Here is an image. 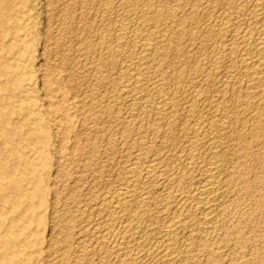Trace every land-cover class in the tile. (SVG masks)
Instances as JSON below:
<instances>
[{"label":"rangeland","instance_id":"rangeland-1","mask_svg":"<svg viewBox=\"0 0 264 264\" xmlns=\"http://www.w3.org/2000/svg\"><path fill=\"white\" fill-rule=\"evenodd\" d=\"M135 1L8 0L7 3L11 6L10 14L16 18V21L15 23H6L4 25L6 33L0 35V65L4 66L7 71V74L0 71V172L6 171L9 177L3 178L0 174V184L4 185L7 181L13 182L16 183L15 185L19 187V190L13 191L4 185L0 191V196L7 194L12 197L10 202L0 203V214L3 216L4 223L16 236L14 240H8L0 228V264H79V262L80 264H122L114 255L107 254L105 247L99 242V237L103 233L106 221L114 214L116 217V229H121L123 228L121 226L129 222V218H140V224L137 223L136 227L139 228L140 226L141 234L144 232L143 235L145 233L146 236L148 235V242H155L158 239L157 237H159L156 232L163 225L162 217L158 211L168 199L171 200L178 194H186V191L190 189L189 185L192 188L194 184L196 186L195 180L199 179L198 177H200L204 169L202 164L206 165L209 161L208 156H210L209 152H207L209 151L208 143L205 142L206 144H203L207 148L203 147L201 140L205 141L206 138L210 137L209 125L213 124L212 126H214L220 123V126L226 124L224 125L226 130L220 131V135L217 138V140L219 138L222 139H219L220 142L223 141L221 144L218 141V144H220L221 149L223 148L224 155L221 156L220 163L223 166L225 165L222 174V180L225 182H223L221 191H219L220 201L223 199L222 203L219 201L221 203L218 211L220 214L218 213L217 222L214 225L215 229L212 226L213 229L210 227L211 229L209 228L207 231L205 229V231L202 230V240L207 242L206 244L200 239L199 244L201 243L202 246L201 244L198 246L202 251L195 247V250L193 249L194 252L192 251L193 254L191 253L192 256L190 255L189 259L181 263L178 262V264H264V79H262V76L264 78V73L261 76L259 75L262 80L254 81L252 82L254 86L252 84L249 86L250 83L247 82L249 81L247 78H251L245 76V73L239 69L238 61L242 52L237 50L231 54L222 47H226L230 39H236V37L232 38L231 35L228 38L227 35L231 31H227L223 37L218 32L219 28L223 26L221 23L225 21L231 22L232 20L235 26L238 23L237 27H240L242 26L240 22L243 24L247 19V21H250L248 17H252L250 22L246 21L251 24L254 20V14L257 13L254 5L262 1V5H260L263 6L264 2L263 0H242V2L241 0H217V2L216 0H146L147 4L150 2L151 9H149V12L144 8L145 0L144 2H142L143 0ZM134 3L135 5H133ZM253 3L254 5H252ZM84 5L88 6L85 7ZM197 5L199 6L198 10ZM231 5L233 6L230 7ZM226 6L231 8L229 10L226 9L227 11L225 10L227 15L223 12V9L227 8ZM252 7L255 11H252ZM170 8L174 11L173 17H171L172 11L169 10ZM209 8H212V11ZM153 9L157 15L156 19L152 21L150 17L153 14L151 12ZM195 11H197L195 14L200 17L192 14ZM167 15H170V17L168 18ZM188 15H190V18H188ZM228 15L233 18H229ZM143 16L145 17L143 18ZM176 16L181 19L179 20ZM241 16H243V19ZM129 18L130 20H128ZM170 18H174L175 22L173 19V21L170 20ZM191 19L192 21H189ZM246 22L244 25H247ZM217 25L219 28H217ZM174 30L177 33L183 32V34L179 33V37V34L177 36L176 33H172ZM145 32L151 33L150 36L152 35L153 37L147 36ZM153 32L155 33L153 34ZM170 33L171 35L169 36ZM194 33L196 34L194 35ZM252 33V36L256 37V33L254 31ZM10 38L15 39L18 48H10ZM142 39L145 42L156 43L159 48L162 46L159 52H162V55L159 53L151 55L149 59L152 60H148L149 64L147 62L146 65H142L139 62L141 61L140 58H138L141 57L139 55L141 54L139 47L142 44ZM126 40L127 43H125ZM171 40L174 41L171 42ZM176 40L178 42H176L177 46L176 44L175 46L177 48L179 44L178 48L180 49H176L173 45ZM128 41L131 44H128ZM137 41L139 42L136 43ZM167 41L173 44L170 45ZM108 42H110V45H108ZM168 44L170 47L167 46ZM164 45L165 47L167 46L166 49ZM168 47L170 49H167ZM172 47L173 50H171ZM180 51L181 53H179ZM137 53L138 56L136 55ZM176 53H179V56ZM227 55L228 57H225ZM99 57L100 59H98ZM230 57L234 59L231 61ZM156 61H160L158 62L159 64H156ZM192 61L194 64H192ZM230 61L234 63L235 68H233V64ZM263 61L264 57L262 58ZM163 62L171 64V67L169 68V65ZM130 63L133 67H131ZM148 65L150 66L148 67ZM161 65L164 66L161 67ZM134 66H137L138 69L141 66V70L139 69L137 70L139 72L135 73L137 67L135 68ZM144 66L145 69L143 68ZM155 66L161 67V69ZM263 67L264 65H262ZM162 68L165 71H161ZM174 68L175 70L178 69L176 73L182 70L179 74L183 75V77L181 76L178 80H175ZM237 70L241 72L238 73ZM131 71H135L136 75L139 74L137 76L145 73L144 84H147V87L144 86L146 88H143L144 92L142 90V94H138L140 97L143 95L139 101L136 98H134L135 100L132 99L134 91L129 84L134 78L129 79V77H135L136 75ZM150 72L153 74L151 75ZM182 72L187 73L182 74ZM17 74L23 79L21 88L14 84ZM175 81L177 83L181 81V84H177ZM233 81L234 83H232ZM124 85H128L130 91ZM159 86L161 90L163 89L162 91L160 89V91H156ZM122 87L126 88V90ZM158 92H163L162 94L165 92L169 97L171 96V99H169L173 103L172 112H169L167 116H165L166 114L162 115L161 119L160 115L153 110L156 109V105L160 100L159 95L161 94ZM221 101L222 103H220ZM230 101L233 103L232 105ZM142 102H147V104ZM215 104L216 107L213 106ZM221 107L223 110L225 109L224 111H227L224 112ZM192 111L194 112L192 113ZM225 114L229 117L227 118ZM209 119L212 122L215 121V123L210 122ZM162 121L164 122L163 124ZM3 128H6L9 132L8 140L1 134V129ZM157 131L159 132L158 134ZM206 133L208 134L206 135ZM201 135L202 139H200ZM195 144L198 148L195 147ZM136 152L139 153L137 154ZM189 156L194 163L198 160L195 164L193 163L191 172L188 168V161L190 162L191 160ZM155 159H157V162ZM150 163L151 165H157V168H155L159 171L168 169L169 173L176 174L170 173L172 179L169 178L165 183H161L162 180L159 181L157 180L158 178L149 177L145 174L148 167H151ZM158 165L159 167L162 166L163 169H158ZM135 167L137 169L141 168V170L138 169L139 171L137 170L136 172ZM140 171H143V173ZM180 173L185 176L181 178L183 184L179 180V176L182 175ZM176 176L177 178H175ZM32 178L41 184V193L38 197L29 199L24 195H29L34 190V184L30 182ZM185 178L188 182L185 181ZM177 180L182 186L179 185V187L177 185ZM139 181L140 183H138ZM127 190L132 194H129V199H127L123 209L119 212L120 215L112 213L111 200L116 197L117 193ZM141 192H147L148 196L150 195L149 197L147 196L148 203L146 201L145 205L139 202L140 198L138 196ZM197 200L199 199L196 198L195 201L197 202ZM222 204L225 205L221 207ZM200 210V208L192 210L191 212L193 213L189 214L191 215L189 220L192 219L194 223L197 222L202 214V210ZM66 219L67 221H65ZM157 219L159 223L155 221ZM160 223L161 225H158ZM178 239V242H175V246L176 248L178 246V249L181 250L179 253L183 254L185 241L183 237L181 238V235Z\"/></svg>","mask_w":264,"mask_h":264},{"label":"bare ground","instance_id":"bare-ground-1","mask_svg":"<svg viewBox=\"0 0 264 264\" xmlns=\"http://www.w3.org/2000/svg\"><path fill=\"white\" fill-rule=\"evenodd\" d=\"M60 1V0H59ZM110 1V0H109ZM131 1V0H130ZM132 1H134V0H132ZM137 1V0H136ZM135 1V2H136ZM142 1V0H141ZM146 1V0H145ZM150 1V0H149ZM148 1V2H149ZM162 1H164V0H162ZM169 1V0H168ZM172 1V0H171ZM177 1V0H176ZM223 1V0H222ZM232 1V0H231ZM234 1V0H233ZM240 1V0H239ZM8 2V0H0V35L1 34H3V33H6V30H5V27H4V25L6 24V23H8V22H11V23H15V21H16V18L13 16V15H11L10 14V10H11V6L9 5V3H7ZM66 2V1H65ZM71 2V1H70ZM84 2V1H83ZM114 2V1H113ZM142 2H144V0L142 1ZM141 2V3H142ZM157 2V1H156ZM159 2V1H158ZM175 2V1H174ZM196 2V1H195ZM212 2V1H211ZM216 2H217V0H216ZM227 2V1H226ZM241 2H242V0H241ZM240 2V3H241ZM243 2H245V1H243ZM259 2V1H258ZM262 2V1H261ZM261 2H259V4L257 3V4H255L254 5V3L252 4V5H254L255 6V8H256V14H254V20L252 21V23L250 24V23H247V22H250L251 21V18L252 17H248L249 19H250V21H245L246 22V24L247 25H244V23L242 24V22H240L241 23V25L242 26H240V27H237L238 26V23L236 24L237 26H235L233 23H232V18L233 17H230L229 15V18H231V19H229V20H231V22H223V23H221L220 22V20H219V22L223 25L221 28H219V26L217 27V26H215V27H217V28H219V30H218V32H220V34H222V37H223V35H225V33L227 32V31H231V33L229 34V35H227L228 36V38H230L229 36H231L232 35V38L234 37H236V39H230V41H229V39H227L228 41H229V43H227L226 44V47L225 46H222L223 47V49L224 50H227L229 53H231V54H233V53H235L237 50H240L241 52H242V55L239 57L240 59H239V61H238V63H239V69L241 70V71H243L244 73H245V76H248V77H250L251 79H248L247 78V80H249V81H247V82H249V83H247V84H249V86L252 84V82H254V81H258V80H262V79H264L263 78V76H262V79H261V74L262 73H264V71L262 72V70L264 69V67L262 68V65H264V64H262L263 62H262V58L264 57V8H262L263 6H261L262 4H261ZM263 2H264V0H263ZM139 3V2H138ZM146 4L144 5L145 7L144 8H146V10H148L149 11V9H151L150 8V2L147 4V1L145 2ZM168 3V2H167ZM198 3V2H197ZM210 3V2H209ZM222 3V2H221ZM229 3V2H228ZM237 3V2H236ZM250 3V2H249ZM66 4V3H65ZM108 4H110V3H108ZM154 4H155V2H154ZM200 4V3H199ZM206 4H207V2H206ZM214 4V3H213ZM216 4V3H215ZM220 4V3H219ZM225 4H227V3H225ZM243 4V3H242ZM261 4V5H260ZM264 4V3H263ZM80 5V4H79ZM83 5V4H82ZM133 5H135V3L133 4ZM139 5V4H138ZM194 5H195V3H194ZM201 5V4H200ZM212 5V4H211ZM218 5V4H217ZM216 5V6H217ZM230 5V4H229ZM229 5H227V6H229ZM235 5V4H234ZM85 6V5H84ZM83 6V7H84ZM88 6V5H87ZM87 6H85V7H87ZM92 6V5H91ZM109 6V5H108ZM140 6V5H139ZM174 6V5H173ZM173 6H171V8H173V10H175L174 9V7ZM182 6V5H181ZM180 6V7H181ZM187 6V5H186ZM192 6V5H191ZM196 6V5H195ZM194 6V7H195ZM198 6V5H197ZM204 6V5H203ZM221 6H223V5H221ZM226 6V7H227ZM233 5H231L230 7H232ZM253 6V7H254ZM69 7V6H68ZM84 7V8H85ZM102 7V6H101ZM193 7V6H192ZM213 7H214V5H213ZM218 7H220V6H218ZM224 7V6H223ZM252 7V11H255V9ZM82 8V7H81ZM135 8V7H134ZM155 8H156V6H155ZM171 8L169 9V10H171ZM177 8V7H176ZM184 8V7H183ZM198 8H199V6L197 7V10H198ZM203 8V7H202ZM235 8V7H234ZM234 8H232V9H234ZM249 8V7H248ZM75 9V8H74ZM83 9V8H82ZM104 9V8H103ZM139 9V8H138ZM157 9H159V8H157ZM164 9V8H163ZM181 9V8H180ZM206 9V8H205ZM210 9V8H209ZM214 9V8H213ZM229 10V9H231V8H225V9H223L224 11V13L226 14V12H225V10ZM243 9V8H242ZM254 9V10H253ZM68 10V9H67ZM120 10V9H119ZM168 10V11H169ZM182 10V9H181ZM188 10V9H187ZM194 10H196V9H194ZM203 10V9H202ZM226 10V11H227ZM238 10V9H237ZM137 11V10H136ZM143 11V10H142ZM160 11V10H159ZM172 11V10H171ZM191 11V10H190ZM204 11V10H203ZM210 11H212V8L210 9ZM221 11V10H220ZM220 11H218L219 13H220ZM240 11H241V9H240ZM239 11V12H240ZM251 11V12H252ZM69 12V11H68ZM101 12V11H100ZM129 12V11H128ZM150 12V11H149ZM153 14H152V16L149 18L150 20H152L153 21V19H156V12L154 11V9H153V11H151ZM157 12H158V10H157ZM197 11H195L194 13H192L193 15L196 13ZM208 12V11H207ZM214 12V11H213ZM222 12V13H223ZM229 12V11H228ZM236 12V11H235ZM234 12V13H235ZM130 13H132L131 11H130ZM135 13V12H134ZM189 13V12H188ZM212 13V12H211ZM231 13V12H230ZM241 13V12H240ZM246 13H247V16H248V12L246 11ZM83 14V13H82ZM104 14H107V13H104ZM128 14V13H127ZM139 14V13H138ZM147 14V13H146ZM192 14H191V16H192ZM225 14H222V15H224V16H226ZM242 14V13H241ZM253 14V13H252ZM251 14V15H252ZM63 15V14H62ZM70 15H72V14H70ZM118 15V14H117ZM144 15V14H143ZM171 17H173V15H174V11H172L171 12ZM200 15V14H199ZM205 15H206V13H205ZM204 15V16H205ZM217 15V14H216ZM221 15V14H220ZM230 15H233V14H230ZM238 15V14H237ZM243 15H244V13H243ZM250 15V16H251ZM86 16V15H85ZM96 16V15H95ZM106 16V15H105ZM104 16V17H105ZM111 16V15H110ZM123 16V15H122ZM142 16V15H141ZM146 17H147V15H145ZM145 16H143V18L145 17ZM168 16V15H167ZM177 16H179V15H177ZM176 16V17H177ZM189 16V17H188ZM187 17L188 18H190V15H188ZM195 16H198V14H195ZM194 16V17H195ZM203 16V15H202ZM130 17V16H129ZM159 17V16H158ZM157 17V18H158ZM170 17V15L168 16V18ZM198 17H200V16H198ZM198 17H196V18H198ZM210 17V16H209ZM227 17V16H226ZM242 17V19H243V16H241ZM240 17V18H241ZM246 17V16H245ZM244 17V18H245ZM127 18V17H126ZM133 18V17H132ZM160 18V17H159ZM167 18V17H166ZM167 18V19H168ZM178 18V17H177ZM185 18H186V16H185ZM192 18V17H191ZM221 18V17H220ZM240 18H238V19H240ZM134 19V18H133ZM173 20H174V22H175V19L174 18H172ZM171 18H170V20H172ZM179 19V18H178ZM181 19V18H180ZM179 19V20H180ZM194 19V18H193ZM226 19V18H225ZM81 20V19H80ZM124 20H126V19H124ZM124 20H122V21H124ZM128 20H130V18L128 19ZM136 20V19H135ZM144 20V19H143ZM169 20V21H170ZM172 20V21H173ZM179 20H177V21H179ZM188 20V19H187ZM205 20V19H204ZM222 20H223V18H222ZM227 20V19H226ZM110 21V20H109ZM118 21V20H117ZM121 21V20H120ZM132 21V20H131ZM130 21V22H131ZM139 21V20H138ZM141 21V20H140ZM189 21H192V19L191 20H189ZM193 21H196V20H193ZM233 21H236V20H233ZM243 21V20H242ZM102 22V21H101ZM134 22V21H133ZM132 22V23H133ZM146 22V21H145ZM161 22H163V21H161ZM164 22H166V21H164ZM180 22V21H179ZM183 22V21H182ZM200 22V21H199ZM198 22V23H199ZM126 23V22H125ZM170 23V22H169ZM178 23V22H177ZM193 23V22H192ZM196 23V22H195ZM219 23V24H220ZM99 24V23H98ZM113 24V23H112ZM127 24V23H126ZM143 24V23H142ZM146 24H147V22H146ZM161 24V23H160ZM179 24V23H178ZM177 24V25H178ZM200 24V23H199ZM212 24V23H211ZM86 25V24H85ZM143 25H145V24H143ZM170 25V24H169ZM182 25V24H181ZM244 25V26H243ZM108 26H109V24H108ZM147 26V25H146ZM152 26H153V24H152ZM151 26V27H152ZM163 26V25H162ZM173 26V25H172ZM176 26V25H175ZM203 26V25H202ZM211 26V25H210ZM90 27V26H89ZM114 27V26H113ZM155 27V26H154ZM182 27V26H181ZM209 27V26H208ZM127 28V27H126ZM125 28V29H126ZM134 28V27H133ZM142 28V27H141ZM162 28H164V27H162ZM168 28V27H167ZM191 28H193V27H191ZM194 28L196 29V27L194 26ZM210 28V27H209ZM106 29V28H105ZM129 29V28H128ZM147 29V28H146ZM172 29V28H171ZM198 29V28H197ZM207 29V28H206ZM215 29V28H214ZM213 29V30H214ZM131 30V29H130ZM138 30V29H137ZM156 30V29H155ZM155 30H153V31H155ZM167 30V29H166ZM177 30V29H176ZM202 30V29H201ZM73 31V30H72ZM108 31V30H107ZM149 31H151V30H149ZM159 31H160V28H159ZM178 31V30H177ZM177 31L175 32V30H174V32H172V33H176V35L177 34H179V33H181V32H179V33H177ZM180 31V30H179ZM188 31V30H187ZM197 31V30H196ZM206 31V30H205ZM217 31V30H216ZM215 31V32H216ZM255 32L256 33V37H253L252 36V32ZM69 32V31H68ZM135 32H136V30H135ZM147 32H148V30H147ZM152 32V31H151ZM165 32V31H164ZM190 32V31H189ZM192 32V31H191ZM199 32V31H198ZM74 33V32H73ZM112 33V32H111ZM137 33H138V31H137ZM140 33V32H139ZM149 33V32H148ZM148 33H146L145 32V34H147V36L149 35V37H153L152 35L150 36V34H148ZM155 32H153V34H154ZM162 33V32H161ZM167 33V32H166ZM211 33V32H210ZM209 33V34H210ZM12 34V33H11ZM116 34V33H115ZM129 34V33H128ZM136 34V33H135ZM144 34V35H145ZM159 34V33H158ZM181 34H183V32L181 33ZM187 34V33H186ZM196 33H194V35H195ZM212 34V33H211ZM210 34V36H212ZM218 35H219V33H217ZM89 35V34H88ZM104 35V34H103ZM117 35V34H116ZM122 35V34H121ZM133 35V34H132ZM163 35V34H162ZM171 35V33L169 34V36ZM161 36V35H160ZM168 36V37H169ZM173 36V35H172ZM171 36V37H172ZM178 36V35H177ZM186 36V35H185ZM192 36V35H191ZM199 36V35H198ZM205 36V35H204ZM227 36H226V38H227ZM255 36V35H254ZM86 37V36H85ZM126 37H127V35H126ZM132 38H133V36H131ZM144 37V36H143ZM162 37V36H161ZM179 37H180V34H179ZM181 37H182V35H181ZM196 37V36H195ZM194 37V38H195ZM202 37V36H201ZM207 37V36H206ZM219 37H221L220 35H219ZM115 38H117V37H115ZM114 38V39H115ZM137 39H138V37H136ZM148 38V37H147ZM156 38V37H155ZM200 38V37H199ZM101 39H102V37H101ZM119 39H121V38H119ZM118 39V40H119ZM145 39H146V35H145ZM161 39V38H160ZM172 39H174L173 37H172ZM176 39V38H175ZM181 39V38H180ZM217 39V38H216ZM10 40V48L11 49H16V48H18L17 47V42L15 41V39H9ZM87 40V39H86ZM104 40V39H103ZM106 40V39H105ZM108 40V39H107ZM124 40V39H123ZM122 40V41H123ZM144 39H142V44H141V46L139 47L140 48V50H141V54H139V55H141V57H138V58H140V60L141 61H139V62H141V64L143 65H146V63L148 62V60H150L149 58H150V56L151 55H154V54H157V53H159L161 50L160 49H162V46H160V48H159V46H157L156 45V43H154V44H152V43H149V41H146L145 42V40L143 41ZM205 40V39H204ZM224 40V39H223ZM53 41V40H52ZM100 41V40H99ZM110 41H111V39H110ZM114 41V40H113ZM135 41H136V39H135ZM134 41V42H135ZM158 41H160V40H158ZM164 41V40H163ZM172 41H174V40H171V42ZM178 41H179V39H178ZM177 40L175 41V43L173 44V43H169V41H167L170 45H174L175 46V44H176V42H178ZM217 41V40H216ZM219 41V40H218ZM9 42V41H8ZM7 42V43H8ZM86 42V41H85ZM101 42V41H100ZM104 42V41H103ZM119 42V41H118ZM133 42V43H134ZM139 41H137L136 43H138ZM152 42V41H151ZM166 42V43H167ZM190 42V41H189ZM193 42V41H192ZM201 42V41H200ZM214 42V41H213ZM221 42V41H220ZM219 42V43H220ZM109 44L108 45H110V42H108ZM113 43V42H112ZM111 43V44H112ZM124 43V42H123ZM125 43H127V40L125 41ZM131 44V42H129L128 41V44ZM191 43V42H190ZM204 43V42H203ZM223 43H226V42H223ZM97 44V43H96ZM159 44V43H158ZM169 44L167 45V46H169ZM188 44V43H187ZM192 44V43H191ZM199 44V43H198ZM202 44V43H201ZM209 44V43H208ZM64 45V44H63ZM93 45V44H92ZM99 45V44H98ZM125 45V44H124ZM133 45V44H132ZM166 45V44H165ZM165 45H164V47H165ZM203 45V44H202ZM214 45H215V43H214ZM217 45V44H216ZM126 46V45H125ZM166 46V47H167ZM176 46H177V44H176ZM176 46H175V48H176ZM186 46V45H185ZM101 47H102V44H101ZM135 47H136V45H135ZM166 47H165V49H166ZM170 47V46H169ZM167 48V49H170V48ZM178 47H179V44H178ZM177 47V48H178ZM195 47V46H194ZM212 47V46H211ZM219 47V46H218ZM113 48V47H112ZM116 48V47H115ZM126 48V47H125ZM134 48V47H133ZM174 48V49H175ZM176 48V49H177ZM188 48H190V47H188ZM206 48V47H205ZM210 48V47H209ZM213 48H214V46H213ZM220 48V47H219ZM226 48V49H225ZM110 49V48H109ZM118 49V48H117ZM136 49V48H135ZM138 49V48H137ZM164 49V48H163ZM164 49V50H165ZM178 49H180V48H178ZM196 49V48H195ZM199 49V48H198ZM201 49H203V48H201ZM222 49V48H221ZM220 49V50H221ZM222 49V50H223ZM128 50V49H127ZM134 50V49H133ZM171 50H173V47H172V49ZM193 50V49H192ZM192 50H189V51H192ZM213 50V49H212ZM126 51V50H125ZM179 51V50H178ZM185 51H187V50H185ZM188 51V52H189ZM208 51V50H207ZM138 52H140V51H138ZM176 52V51H175ZM175 52H174V54H175ZM204 52V51H203ZM212 52V51H211ZM224 52V51H223ZM136 53V52H135ZM162 53V52H161ZM161 53H159V54H161ZM166 53V52H165ZM170 53V52H169ZM179 53H181V51L179 52ZM179 53H176L177 55L179 54ZM189 53H191V52H189ZM194 53V52H193ZM202 53V52H201ZM213 53H214V51H213ZM213 53H211V54H213ZM225 53V52H224ZM240 53V52H239ZM113 54V53H112ZM130 54H131V52H130ZM164 54V53H163ZM186 54V53H185ZM192 54V53H191ZM210 54V53H209ZM219 54V53H218ZM228 54V53H227ZM100 55H102V54H100ZM129 55V54H128ZM137 56H138V53L136 54ZM162 55V54H161ZM176 55V56H177ZM189 55V54H188ZM106 56V55H105ZM125 56V55H124ZM179 56V55H178ZM181 56V55H180ZM190 56V55H189ZM196 56V55H195ZM203 56V55H202ZM233 56V55H232ZM231 56V57H232ZM235 56V55H234ZM132 57V56H131ZM135 57V56H134ZM158 57V56H157ZM156 57V58H157ZM163 57H164V55H163ZM162 57V58H163ZM174 57V56H173ZM224 57V56H223ZM222 57V58H223ZM225 57H228V55L227 56H225ZM231 57H230V59H231ZM237 57V56H236ZM105 58V57H104ZM110 58V57H109ZM165 58V57H164ZM176 58V57H175ZM174 58V59H175ZM185 58H186V56H185ZM199 58H200V56H199ZM199 58H198V60H199ZM98 59H100V57L98 58ZM121 59V58H120ZM123 59H124V57H123ZM131 59V58H130ZM132 59H133V57H132ZM136 59H137V57H136ZM161 59V58H160ZM173 59V60H174ZM183 59V58H182ZM195 59V58H194ZM201 59V58H200ZM215 59V58H214ZM229 59V60H230ZM234 59V58H233ZM233 59H231V61L233 60ZM237 59V58H236ZM125 60V59H124ZM152 60V59H151ZM150 60V61H151ZM166 60V59H165ZM176 60V59H175ZM220 60V59H219ZM227 60V59H226ZM89 61H90V59H89ZM101 61V60H100ZM105 61H106V59H105ZM133 61V60H132ZM161 61V60H160ZM160 61H158V62H160ZM162 61H164L163 59H162ZM161 61V62H162ZM168 61V60H167ZM203 61V60H202ZM223 61V60H222ZM230 61V62H231ZM234 61H236V60H234ZM233 61V62H234ZM104 62V61H103ZM113 62V61H112ZM154 62V61H153ZM152 62V63H153ZM157 61L155 62L156 64H159ZM184 62V61H183ZM196 62V61H195ZM204 62V61H203ZM213 62H214V60H213ZM87 63H88V61H87ZM92 63V62H91ZM111 63V62H110ZM137 63V62H136ZM164 63V62H163ZM162 63V64H163ZM197 63V62H196ZM207 63H209V62H207ZM232 63V62H231ZM237 63V62H236ZM237 63V64H238ZM129 64V63H128ZM140 64V63H139ZM148 64H149V62H148ZM155 64V65H156ZM161 64V63H160ZM164 64H167V63H164ZM176 64V63H175ZM178 64V63H177ZM185 64V63H184ZM192 64H194L193 63V61H192ZM202 64V63H201ZM233 64V68H235L234 66V63H232ZM236 64V65H237ZM101 65V64H100ZM102 65H104V64H102ZM130 65H131V63H130ZM138 65V64H137ZM141 65V66H142ZM167 65H169V68L171 67L170 65L171 64H167ZM179 65V64H178ZM177 65V66H178ZM189 65V64H188ZM197 65V64H196ZM215 65V64H214ZM121 66V65H120ZM123 66V65H122ZM141 66H139V69L141 70ZM150 65H148V67H149ZM160 66V65H159ZM162 66H164V65H161V67ZM174 66V65H173ZM172 66V67H173ZM200 66V65H199ZM199 66H198V69H199ZM210 66V65H209ZM219 66V65H218ZM104 67H105V65H104ZM111 67V66H110ZM127 67H129V66H127ZM131 67H133L132 65H131ZM135 67V66H134ZM137 67V66H136ZM135 67V68H136ZM147 67V68H148ZM156 67V66H155ZM161 67H156V68H158V69H161ZM175 67V66H174ZM182 67V66H181ZM98 68V67H97ZM144 69H145V66L143 67ZM142 68V69H143ZM166 68H167V66H166ZM169 68H167V69H169ZM184 68V67H183ZM188 68V67H187ZM213 68V67H212ZM227 68V67H226ZM232 68V69H233ZM128 69V68H127ZM138 69V67H137V69L135 70V71H131V72H135V73H137V72H139V71H137V70H139ZM158 69H156V70H158ZM201 69H203V68H201ZM207 69V68H206ZM210 69V68H209ZM236 69H237V67H236ZM238 69V70H239ZM262 69V70H261ZM106 70V69H105ZM113 70V69H112ZM155 70V69H154ZM173 70V69H172ZM174 70H175V68H174ZM178 70V69H177ZM177 70H175V71H173V72H175L176 73V71ZM237 70V71H238ZM0 71L2 72V73H4V74H7L6 72V70H5V67L4 66H2V65H0ZM150 71V70H149ZM159 71V70H158ZM161 71H165V70H163V68H162V70ZM161 71H160V74H161ZM182 71V70H181ZM181 71H179V73H181ZM210 71V70H209ZM213 71V70H212ZM228 71V70H227ZM241 71H238V73L239 72H241ZM107 72V71H106ZM144 72V71H143ZM169 72H170V70H169ZM193 72V71H192ZM202 72V71H201ZM206 72H208V71H206ZM127 73V72H126ZM126 73H124V74H126ZM130 73V72H129ZM132 73V74H133ZM134 73V74H135ZM141 73H142V71H141ZM140 73V74H141ZM149 73V72H148ZM159 73V72H158ZM157 73V74H158ZM167 73V72H166ZM173 73L174 74V76H175V80L177 79H179L181 76L183 77V75H181V74H179V73ZM185 73V72H184ZM183 72H182V74H184ZM187 73V72H186ZM185 73V74H186ZM209 73V72H208ZM219 73V72H218ZM233 73V72H232ZM131 74V73H130ZM129 74V76H131ZM150 74H151V72H150ZM153 74V73H152ZM151 74V75H152ZM168 74H170V73H168ZM167 74V75H168ZM171 74H172V71H171ZM170 74V75H171ZM196 74H197V72H196ZM199 74V73H198ZM225 74H226V72H225ZM105 75V74H104ZM118 75V74H117ZM136 75V74H135ZM137 75H139V74H137ZM135 76V77H129V79H133L132 81H131V83L129 84L130 85V88L134 91V93H133V100H135L134 98H136V99H138V101H139V99H141V97L143 96H138V94H142L141 92H142V90H143V88H144V86L145 87H147V84L145 85L144 83H145V81H144V76H145V73L141 76ZM166 75V74H165ZM164 75V76H165ZM208 75V74H207ZM238 75V74H237ZM241 75H242V73H241ZM260 75V76H259ZM149 76V75H148ZM163 76V75H162ZM196 76V75H195ZM205 76V75H204ZM218 76V75H217ZM229 76V75H228ZM232 76V75H231ZM230 76V77H231ZM235 77H236V75H234ZM240 76V75H239ZM93 77H95V76H93ZM97 77V76H96ZM99 77V76H98ZM103 77V76H102ZM106 77H108V76H106ZM127 77H128V75H127ZM161 77V76H160ZM166 77V76H165ZM165 77H161V78H165ZM169 77V76H168ZM193 77V76H192ZM202 77V76H201ZM216 77V76H215ZM238 77V76H237ZM146 78H147V76H146ZM153 78V77H152ZM187 78V77H186ZM200 78V77H199ZM198 78V79H199ZM244 78V77H243ZM101 79V78H100ZM122 79V78H121ZM125 79V78H124ZM174 79V78H173ZM173 79H171V80H173ZM190 79V78H189ZM235 79V78H234ZM237 79V78H236ZM23 79L21 78V76L19 75V74H17V76L15 77V79H14V84L17 86L18 85V87L19 88H21V81H22ZM110 80V79H109ZM146 80V79H145ZM159 80V79H158ZM160 80H164V79H160ZM167 80V79H166ZM185 80V79H184ZM193 80V79H192ZM203 80V79H202ZM208 80V79H207ZM211 80V79H210ZM226 80V79H225ZM250 80H252V81H250ZM126 81H127V79H126ZM151 81V80H150ZM149 81V82H150ZM191 81V80H190ZM212 81V80H211ZM230 81V80H229ZM237 81V80H236ZM239 81V80H238ZM97 82V81H96ZM148 82V83H149ZM153 82V81H152ZM156 82H158V81H156ZM173 82V81H172ZM176 82V81H175ZM174 82V83H175ZM179 82V81H178ZM181 82V81H180ZM177 83V84H181V83ZM204 82H206V81H204ZM244 82V81H243ZM260 82V81H259ZM200 83V82H199ZM209 83V82H208ZM232 83H234V81L232 82ZM246 83V82H245ZM176 84V85H177ZM202 84V83H201ZM242 84V83H241ZM258 84V83H257ZM260 84V83H259ZM157 85V84H156ZM161 85V84H160ZM173 85V84H172ZM171 85V86H172ZM175 85V84H174ZM189 85V84H188ZM229 85H230V83H229ZM233 85H235V84H233ZM253 85V84H252ZM256 85V84H255ZM261 85V84H260ZM104 86V85H103ZM125 86V85H124ZM127 86V89H129L128 88V85H126ZM125 86V87H126ZM162 86V85H161ZM193 86V85H192ZM248 86V87H249ZM254 86V85H253ZM153 87H155V86H153ZM175 87V86H174ZM190 87V86H189ZM206 87V86H205ZM209 87V86H208ZM226 87V86H225ZM245 87H246V85H245ZM256 87V86H255ZM254 87V88H255ZM122 88H124V87H122ZM158 89L156 90V91H158L161 87L159 86V87H157ZM172 88V87H171ZM188 88V87H187ZM125 90H126V88H124ZM144 89H146V88H144ZM148 89V88H147ZM166 89H167V87H166ZM182 89V88H181ZM231 89H233V88H231ZM246 89V88H245ZM161 90V89H160ZM159 90V91H160ZM163 90V89H162ZM161 90V91H162ZM200 90H202V89H200ZM208 90V89H207ZM241 90V89H240ZM248 90V89H247ZM252 90V89H251ZM22 91V90H21ZM111 91V90H110ZM129 91H130V89H129ZM169 91V90H168ZM184 91V90H183ZM209 91V90H208ZM222 91V90H221ZM259 91V90H258ZM23 92V91H22ZM127 92V91H126ZM143 92H144V90H143ZM151 92V91H150ZM167 92V91H166ZM177 92V91H176ZM186 92V91H185ZM200 92V91H199ZM210 92V91H209ZM226 92V91H225ZM240 92V91H239ZM129 93V92H128ZM159 94H161V95H159L160 97V100L158 101L159 103L156 105L157 107H156V109H153V110H155V113H157L158 115H160V119H161V116L163 115H165V116H167L168 114H169V112H172V106H173V103H171L170 102V99H171V96L169 97L167 94H165V92H164V94H162V93H160V92H158ZM181 93V92H180ZM198 93V92H197ZM203 93V92H202ZM217 93V92H216ZM220 93V92H219ZM227 93V92H226ZM247 93V92H246ZM256 93V92H255ZM119 94V93H118ZM123 94H125V93H123ZM132 94V93H131ZM130 94V95H131ZM135 94V95H134ZM175 94H177V93H175ZM193 94V93H192ZM234 94V93H233ZM248 94V93H247ZM126 95V94H125ZM129 95V94H128ZM170 95V94H169ZM178 95V94H177ZM181 95V94H180ZM195 95H196V93H195ZM194 95V96H195ZM230 95V94H229ZM231 95H232V93H231ZM244 95V94H243ZM76 96V95H75ZM111 96V95H110ZM117 96V95H116ZM148 96V95H147ZM152 96H153V94H152ZM182 96V95H181ZM214 96H215V94H214ZM219 96V95H218ZM235 96V95H234ZM257 96V95H256ZM255 96V97H256ZM120 97V96H119ZM130 97V96H129ZM132 97V96H131ZM150 97V96H149ZM154 97V96H153ZM178 97V96H177ZM198 97H199V94H198ZM249 97V96H248ZM251 97V96H250ZM114 98H116V97H114ZM118 98V97H117ZM151 98V97H150ZM170 98V99H169ZM223 98H224V96H223ZM234 98V97H233ZM254 98V97H253ZM143 99V98H142ZM148 99V98H147ZM153 99H155V98H153ZM182 99V98H181ZM228 99V98H227ZM236 99V98H235ZM242 99V98H241ZM251 99V98H250ZM204 100V99H203ZM206 100V99H205ZM249 100V99H248ZM141 101V100H140ZM152 101V100H151ZM214 101V100H213ZM100 102V101H99ZM175 102V101H174ZM191 102V101H190ZM190 102H189V104H190ZM195 102V101H194ZM201 102H202V100H201ZM201 102H198V103H201ZM217 102V101H216ZM226 102V101H225ZM231 102V101H230ZM244 102V101H243ZM135 103H137V102H135ZM143 104H147V102H142ZM155 103H157V102H155ZM182 103V102H181ZM187 103V102H186ZM192 103V102H191ZM220 103H222V101L220 102ZM255 103V102H254ZM188 104V103H187ZM196 104V103H195ZM211 104V103H210ZM224 104V103H223ZM226 104V103H225ZM228 104V103H227ZM233 103L231 102V105H232ZM244 104V103H243ZM136 105V104H135ZM150 105V104H149ZM154 105V104H153ZM193 105V104H192ZM200 105V104H199ZM198 105V106H199ZM129 106V105H128ZM137 106V105H136ZM188 106V105H187ZM190 106V105H189ZM205 106V105H204ZM213 106H215L216 107V104L215 105H213ZM220 106V105H219ZM225 106V105H224ZM234 106V105H233ZM238 106V105H237ZM244 106V105H243ZM254 106V105H253ZM134 107V106H133ZM132 107V109H134ZM143 107V106H142ZM218 107V106H217ZM235 107V106H234ZM109 108V107H108ZM139 108V107H138ZM141 108V107H140ZM186 108V107H185ZM191 108H192V106H191ZM195 108V107H194ZM222 108V107H221ZM244 108V107H243ZM249 108V107H248ZM151 109V108H150ZM213 109V108H212ZM227 109V108H226ZM228 109H230V108H228ZM251 109V108H250ZM127 110V109H126ZM137 110V109H136ZM143 110V109H142ZM141 110V111H142ZM216 110V109H215ZM222 110H223V108H222ZM225 110V109H224ZM223 110V111H224ZM145 111V110H144ZM175 111V110H174ZM217 111V110H216ZM215 111V112H216ZM221 111V110H220ZM227 111V110H226ZM226 111H224V112H226ZM232 111V110H231ZM236 111V110H235ZM117 112V111H116ZM127 112H128V110H127ZM133 112H134V110H133ZM154 112V111H153ZM194 111H192V113H193ZM197 112V111H196ZM195 112V113H196ZM203 112V111H202ZM223 112V113H224ZM234 112V111H233ZM248 112V111H247ZM132 113V112H131ZM146 113V112H145ZM228 113V112H227ZM237 113V112H236ZM236 113H235V115H236ZM139 114V113H138ZM149 114V113H148ZM200 114V113H199ZM206 114V113H205ZM216 114V113H215ZM218 114V113H217ZM221 114V113H220ZM231 114V113H230ZM230 114H228V115H230ZM133 115V114H132ZM151 115V114H150ZM153 115H154V113H153ZM200 115H202V114H200ZM200 115H199V117H200ZM211 115H212V113H211ZM226 115V114H225ZM245 115V114H244ZM137 116V115H136ZM135 116V117H136ZM194 116H195V114H194ZM193 116V117H194ZM227 116V115H226ZM158 117V116H157ZM215 117V116H214ZM229 116H227V118H228ZM134 118V117H133ZM155 118V117H154ZM165 118V117H164ZM163 118V119H164ZM167 118V117H166ZM173 118V117H172ZM234 118V117H233ZM232 118V119H233ZM123 119H125V118H123ZM131 119V118H130ZM157 119V118H156ZM169 119V118H168ZM197 119V118H196ZM203 119V118H202ZM201 119V120H202ZM215 120H216V118H214ZM219 119V118H218ZM118 120V119H117ZM129 120V119H128ZM170 120V119H169ZM197 120H199V119H197ZM210 120V119H209ZM219 120H221V119H219ZM261 120V119H260ZM131 121V120H130ZM174 121V120H173ZM224 121V120H223ZM230 121H232V120H230ZM202 122V121H201ZM210 122H212L211 120H210ZM221 122V121H220ZM219 122V123H220ZM233 122V121H232ZM124 123H125V121H124ZM133 123V122H132ZM153 122H152V120H151V124H152ZM157 123V122H156ZM155 123V124H156ZM160 123V122H159ZM164 122L162 121V124H163ZM173 123V122H172ZM185 123V122H184ZM212 123H215V121L214 122H212ZM227 123V122H226ZM170 124V123H169ZM224 124V123H223ZM260 124V123H259ZM126 125V124H125ZM130 125V124H129ZM165 125V124H164ZM168 125V124H167ZM166 125V126H167ZM213 124H211V125H209L210 126V128H209V133H211V135H212V137H211V135H210V137H208V138H204L205 139V141H203V140H201L202 142V145L206 142V143H208V149H209V151H207V152H209V154H210V156H208V155H206V156H208L209 157V161L206 163V165H203L202 164V168H204L203 169V171H202V173H201V175H200V177H198L199 179L198 180H195V183H196V186H195V184H194V187L192 188L191 187V185H189L190 186V189L189 190H187L186 191V194H178L176 197H173L171 200H169L168 199V201H166V203L163 205V206H161V209L158 211V213L160 214V216L162 217V222H163V225L161 226V228L160 229H158V231L156 232V233H158L159 235V237H157L158 239H156V241L155 242H153V243H151V242H148L149 241V239L147 238V236H146V233H145V235H143V233L141 234V231L139 230V228H140V226H139V228H137L136 226V224L137 223H139V219L136 217H133V219H131V218H129L130 220H129V222L127 223V224H125L124 226H121V227H123V228H121V229H116V217H115V215L113 214V216L111 215L110 216V218L108 219V221H106V223H105V227H104V229H103V233H102V235L99 237L100 238V243L105 247V249H106V252H107V254H109V255H114V257H116V258H118V261L119 262H122V264H124V263H126V264H178V262H184L185 260H187V259H189L190 258V255H191V253L193 254V249L195 250V247H198V249H199V246L198 245H200L199 244V242L202 240V235H201V233H202V230H208L210 227L212 228V226H213V228L215 229V227H214V225H215V223L217 222V217H218V215L220 214V212H218L219 211V206H220V204L222 203L221 201L223 200H221L220 201V193H219V191H221L220 189H221V187H222V185H223V182H225V181H223L222 180V174H223V167H225V165L223 166V164L222 163H220L221 162V159H222V155H223V148L221 149L220 148V144L223 142H220L219 141V139L217 140V138H218V135H220V131H222V130H226L225 128L226 127H224V125H226V124H224V125H222V126H220L221 125V123L218 125H214V126H212ZM229 125H231V124H229ZM124 126V125H123ZM126 126H128V125H126ZM165 126V127H166ZM170 126V125H169ZM212 126V127H211ZM152 127V126H151ZM157 127V126H156ZM208 127V126H207ZM126 128V127H125ZM148 128V127H147ZM158 128V127H157ZM156 128V129H157ZM186 128V127H185ZM200 128V127H199ZM124 129V128H123ZM206 129V128H205ZM255 129V128H254ZM150 130H151V128H150ZM160 130H161V128H160ZM193 130V129H192ZM149 131V130H148ZM153 131V130H152ZM159 131V130H158ZM157 131V134L159 133ZM197 131V130H196ZM200 131V130H199ZM234 131V130H233ZM123 132V131H122ZM156 132V131H155ZM180 132V131H179ZM224 132V131H223ZM222 132V133H223ZM128 133H130V132H128ZM153 133V132H152ZM162 133V132H161ZM173 133V132H172ZM186 133V132H185ZM221 133V134H222ZM1 134H2V136L5 138V139H9V132L7 131V129L6 128H3V129H1ZM147 134V133H146ZM165 134V133H164ZM190 134V133H189ZM192 134V133H191ZM196 134V133H195ZM208 133H206V135H207ZM238 134V133H237ZM153 135V134H152ZM167 135H169V134H167ZM194 135V134H193ZM204 135H205V133H204ZM203 135V136H204ZM126 136V135H125ZM131 136H133V135H131ZM161 136H163V135H161ZM160 136V137H161ZM209 136V135H208ZM151 137H153V136H151ZM189 137V136H188ZM220 137V136H219ZM149 138V137H148ZM203 137H202V135H201V138L200 139H202ZM227 138V137H226ZM159 139V138H158ZM181 139V138H180ZM179 139V140H180ZM228 139V138H227ZM187 140H189V139H187ZM193 140H194V138H193ZM220 140H222V139H220ZM121 141V140H120ZM196 141H197V138H196ZM199 141V140H198ZM218 141L220 142V144H218ZM162 142V141H161ZM194 142H195V140H194ZM129 143V142H128ZM187 143V142H186ZM190 143V142H189ZM205 143V144H206ZM228 143V142H227ZM230 143V142H229ZM137 144V143H136ZM250 144V143H249ZM128 145V144H127ZM137 145H139V144H137ZM142 145V144H141ZM159 145V144H158ZM157 145V146H158ZM161 145H162V143H161ZM192 145H193V143H192ZM199 145V144H198ZM201 145V146H202ZM151 146V145H150ZM171 146V145H170ZM189 146V145H188ZM205 145H203V147H204ZM227 146V145H226ZM133 147V146H132ZM143 147V146H142ZM147 147H149V146H147ZM154 147V146H153ZM190 147H192V146H190ZM195 147H196V144H195ZM206 148H207V146H205ZM230 147V146H229ZM130 148V147H129ZM137 148H138V146H137ZM144 148V147H143ZM189 148V147H188ZM193 148V147H192ZM196 148H198V147H196ZM195 149V148H194ZM140 150V149H139ZM151 150V149H150ZM162 150V149H161ZM193 150V149H192ZM207 150V149H206ZM229 150V149H228ZM153 151H154V149H153ZM191 151V150H190ZM196 151V150H195ZM201 151V150H200ZM142 152V151H141ZM144 152H145V150H144ZM169 152V151H168ZM137 153V152H136ZM139 153V152H138ZM137 153V154H138ZM149 153V152H148ZM155 153V152H154ZM26 154H28V153H26ZM168 154V153H167ZM144 155V154H143ZM142 155V156H143ZM147 155V154H146ZM179 155H181V154H179ZM185 155V154H184ZM192 155V154H191ZM190 155V156H191ZM226 155V154H225ZM230 155H231V153H230ZM189 156V157H190ZM193 156H194V153H193ZM197 156H198V154H197ZM224 156V155H223ZM146 157V156H145ZM154 157H156V156H154ZM153 157V158H154ZM187 157V156H186ZM192 157V156H191ZM190 157V158H191ZM196 157V156H195ZM204 157V156H203ZM202 157V158H203ZM136 158V157H135ZM140 158V157H139ZM138 158V159H139ZM197 159H199V158H197ZM142 160V159H141ZM141 160H139V161H141ZM157 159H155V161H156ZM162 160V159H161ZM189 160V159H188ZM187 160V161H188ZM195 160V159H194ZM201 160V159H200ZM223 160H224V157H223ZM226 160V159H225ZM198 161V160H197ZM196 161V162H197ZM149 162V161H148ZM157 162V161H156ZM195 162V163H196ZM223 162V161H222ZM226 162V161H225ZM146 163V162H145ZM155 163V162H154ZM188 163H189V166H188V168H189V171L191 170V169H193L192 168V166H193V161H192V158H191V160H190V162L188 161ZM194 163V164H195ZM201 163V162H200ZM205 163V162H204ZM232 163V162H231ZM234 163V162H233ZM157 164H160V163H157ZM173 164V163H172ZM171 164V165H172ZM175 164V163H174ZM136 165V164H135ZM151 167H148V169H147V171H146V173L145 174H147V176H149V177H153V178H158L157 180H162L161 181V183H165L167 180H169V178H171L170 177V173H172V172H168L167 170L165 171V170H163V171H159V170H157L156 168V166L154 165V164H152L151 165V163L149 164ZM153 165H154V167H153ZM162 165V164H161ZM165 165H167L166 163H165ZM186 165V164H185ZM188 165V164H187ZM200 165V164H199ZM248 165V164H247ZM148 166V165H147ZM169 166V165H168ZM175 166V165H174ZM183 166V165H182ZM205 166V167H204ZM156 167V168H155ZM158 167H159V165H158ZM173 167V166H172ZM198 167V166H197ZM201 167V166H200ZM199 167V168H200ZM229 167V166H228ZM0 168H1V166H0ZM160 168H162V166L161 167H159L158 169H160ZM167 168V167H166ZM173 168H175V167H173ZM135 169V171L137 172V170L139 169V170H141V168H138L137 169V167H135L134 168ZM163 169V168H162ZM132 170V169H131ZM138 170V171H139ZM161 170V169H160ZM172 170V169H171ZM179 170H181V169H179ZM198 170V169H197ZM226 170V169H225ZM133 171V170H132ZM134 171V172H135ZM182 171V170H181ZM131 172V171H130ZM135 172V173H136ZM141 172V171H140ZM191 172V171H190ZM195 172V171H194ZM200 172V171H199ZM198 172V173H199ZM141 173H143V171L141 172ZM177 173H178V171H177ZM188 173V172H187ZM193 173V172H192ZM225 173V172H224ZM0 174L3 176V178H9L8 177V173L6 172V171H1L0 172ZM132 174V173H131ZM173 174V173H172ZM176 174V173H175ZM175 174H173V175H175ZM180 174H182V173H180ZM190 174V173H189ZM196 174V173H195ZM228 174V173H227ZM232 174V173H231ZM141 175V174H140ZM188 175V174H187ZM138 176H139V174H138ZM147 176H146V178H147ZM178 176V175H177ZM177 176L175 177V178H177ZM193 176V175H192ZM224 176V175H223ZM229 176H230V174H229ZM145 177V176H144ZM180 178H179V180L181 181V178H183V177H185L183 174L181 175V176H179ZM195 177V176H194ZM194 177H191L192 179L194 178ZM17 178V177H16ZM134 178V177H133ZM138 178V177H137ZM140 178V177H139ZM175 178H174V180H175ZM189 178H190V176H189ZM17 179H19V178H17ZM27 179V178H26ZM130 179V178H129ZM172 179V178H171ZM195 179V178H194ZM31 180V179H30ZM135 180V179H134ZM179 180H177V185L179 186L180 184H179ZM189 180H191V179H189ZM224 180H226V178H224ZM141 181V180H140ZM140 181L138 182V183H140ZM149 181H150V179H149ZM183 181V180H182ZM181 181V182H182ZM185 181L186 182H188L187 181V179L185 178ZM184 181V182H185ZM22 182V181H21ZM30 182H32L33 184H34V190H33V192L32 193H30L29 195H24V196H27V198H29V199H33V198H35V197H38V195H40V193H41V184L38 182V181H36L34 178H32V180L30 181ZM130 182V181H129ZM145 182V181H144ZM170 182V181H169ZM180 182V183H181ZM191 182V181H190ZM194 182V181H193ZM13 183V182H12ZM10 183V182H6L4 185L5 186H8L11 190H13V191H17V190H19V187L17 186V185H15L16 183ZM172 183V182H171ZM170 184V183H169ZM168 184V185H169ZM181 184H183V182L181 183ZM234 184V183H233ZM3 184H0V191H1V189H3V186H4ZM158 185V184H157ZM172 185V184H171ZM193 185V184H192ZM225 185H227V184H225ZM245 185V184H244ZM127 186V185H126ZM174 186V185H173ZM180 186H182V185H180ZM179 186V187H180ZM247 186H249V185H247ZM123 187H124V185H123ZM134 187V186H133ZM185 187V186H184ZM244 187V186H243ZM122 188V187H121ZM135 188V187H134ZM133 188V189H134ZM140 188V187H139ZM166 188V187H165ZM176 188V187H175ZM223 188H224V186H223ZM144 189V188H143ZM188 189V188H187ZM167 190H169V189H167ZM175 190V189H174ZM223 190H225V189H223ZM131 191V190H130ZM139 191V190H138ZM137 191V192H138ZM144 191V190H143ZM131 193V192H130ZM129 192H128V190L127 191H122V192H119V193H117L116 194V197L114 198V199H112L111 200V203H110V207H111V209L113 208V210H112V213L114 212V213H118L119 214V212H121V210L123 209V207H124V205H125V203L127 202V199H129L128 197H129V194H130ZM170 193V192H169ZM176 193V192H175ZM182 193V192H181ZM132 194V193H131ZM136 194V193H135ZM167 194H168V192H167ZM148 194H147V192H141L140 193V195L138 196L139 198H140V203L142 204V205H145V203H146V201H147V198L150 196H148ZM222 196V195H221ZM225 196V195H224ZM264 196V195H263ZM114 197V196H113ZM164 197V196H163ZM110 198V197H109ZM136 198V197H135ZM170 198H171V196H170ZM196 198L197 199H199V200H197V202L195 201L196 200ZM100 199V198H99ZM164 199V198H163ZM10 200H12V197L10 196V195H1L0 196V203L1 204H4V203H8V202H10ZM151 200V199H150ZM166 200H167V198H166ZM106 201H107V199H106ZM221 203H220V202ZM155 202V201H154ZM164 202V201H163ZM196 202V203H195ZM147 203H148V201H147ZM161 205V204H160ZM225 205V204H224ZM223 204H222V206L221 207H223L224 206ZM156 207V206H155ZM143 208V207H142ZM147 208V207H146ZM145 208V209H146ZM197 208H200L201 210H202V214H201V217L199 218V220L197 221V222H195L194 223V220H189L191 217V215H189L190 213H193V212H191L192 210H195V209H197ZM107 209V208H106ZM151 209V208H150ZM152 209H153V207H152ZM226 209V208H225ZM155 210V209H154ZM200 210V211H201ZM150 211V210H149ZM155 211H157V210H155ZM154 211V212H155ZM223 211V210H222ZM225 211V210H224ZM125 212V211H124ZM152 213V212H151ZM196 213V212H195ZM219 213V214H218ZM222 213V212H221ZM109 214V213H108ZM117 214V215H118ZM126 214V213H125ZM120 215V214H119ZM152 215V214H151ZM196 215V214H195ZM108 216V215H107ZM139 216V215H138ZM144 216V215H143ZM149 216V215H148ZM155 216H156V214H155ZM157 216H159L158 214H157ZM119 217V216H118ZM130 217V216H129ZM150 217V216H149ZM190 217V218H189ZM196 217V216H195ZM69 218V217H68ZM78 218V217H77ZM152 218H153V216H152ZM151 218V219H152ZM158 218V217H157ZM192 218H193V216H192ZM154 219V218H153ZM194 219V218H193ZM72 220V219H71ZM118 220V219H117ZM128 220V219H127ZM141 220V219H140ZM146 220V219H145ZM197 220V219H196ZM65 221H67V219L65 220ZM143 221V220H142ZM157 223H159V220L157 219V220H155ZM154 221V222H155ZM160 221V222H161ZM141 222V221H140ZM140 224V223H139ZM154 224V223H153ZM220 224H221V222H220ZM61 225V224H60ZM103 225V224H102ZM149 225V224H148ZM158 225H161V223L160 224H158ZM243 225V224H242ZM147 226V225H146ZM151 226V225H150ZM96 227V226H95ZM0 228L2 229V231H3V234H4V236H5V238H7L8 240H14L15 239V235H14V233L8 228V226L4 223V219H3V216L0 214ZM118 228V227H117ZM146 228V227H145ZM151 228H153L152 226H151ZM155 228V227H154ZM210 228V229H211ZM212 228V229H213ZM217 228V227H216ZM141 229V228H140ZM84 230V229H83ZM146 230V229H145ZM155 230V229H154ZM204 230V231H205ZM216 231V230H215ZM217 231H218V229H217ZM222 231V230H221ZM94 232V231H93ZM98 232V231H97ZM150 232V231H149ZM224 232V231H223ZM227 232V231H226ZM99 233V232H98ZM154 233V232H153ZM155 233V234H156ZM208 233V232H207ZM213 233V232H212ZM150 234V233H149ZM222 234V233H221ZM98 235V234H97ZM181 235V238L183 237V240L185 241V249H184V251H183V254H180L179 252L181 251L180 249H178V246H177V248H176V246H175V242L177 241V240H179L178 239V237ZM207 235V234H206ZM223 235V234H222ZM99 236V235H98ZM151 236V235H150ZM155 236V235H154ZM204 236V235H203ZM215 238H217L216 236H215ZM230 238V237H229ZM87 239V238H86ZM97 239V238H96ZM153 239V238H152ZM201 239V240H200ZM203 239H204V237H203ZM221 239H222V237H221ZM212 240V239H211ZM98 241H97V243H98ZM153 241V240H152ZM202 241H204V240H202ZM223 241V240H222ZM243 241V240H242ZM94 242V241H93ZM178 242V241H177ZM205 242V241H204ZM206 244H207V242H205ZM57 244V243H56ZM100 244V245H101ZM55 245V244H54ZM99 245V244H98ZM101 245V246H102ZM233 245H235V244H233ZM201 246H202V244H201ZM211 246V245H210ZM212 247V246H211ZM217 247V246H216ZM235 247V246H234ZM234 247H231V248H234ZM201 248H203V247H201ZM220 248V247H219ZM211 249V248H210ZM212 249H214V248H212ZM221 249V248H220ZM219 249V250H220ZM223 249V248H222ZM229 249V248H228ZM179 250V251H178ZM200 250V249H199ZM217 250V249H216ZM193 251V252H192ZM200 251H202V250H200ZM237 251H239V250H237ZM76 252V251H75ZM102 253V252H101ZM182 253V252H181ZM197 253V252H196ZM205 253V252H204ZM63 254V253H62ZM198 254V253H197ZM195 255V254H194ZM192 256V255H191ZM207 256V255H206ZM220 256H222V255H220ZM106 257V256H105ZM100 258H102V257H100ZM213 258V257H212ZM218 258V257H217ZM208 259V258H207ZM206 259V260H207ZM232 259V258H231ZM192 260V259H191ZM190 260V261H191ZM227 260H229V259H227ZM189 261V260H188ZM67 262V261H66ZM77 262V261H76ZM102 262H104V261H102ZM106 262V261H105ZM115 262V261H114ZM191 262H193V261H191ZM207 262V261H206ZM229 262H231V261H229ZM234 262V261H233ZM65 263V262H64ZM109 263V262H108ZM75 264V263H74ZM79 264H80V262H79ZM101 264V263H100ZM116 264V263H115ZM120 264V263H119Z\"/></svg>","mask_w":264,"mask_h":264}]
</instances>
